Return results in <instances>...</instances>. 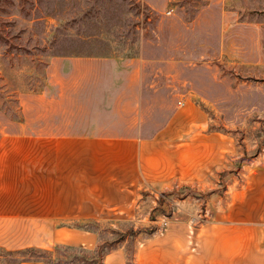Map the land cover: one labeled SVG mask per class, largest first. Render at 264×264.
<instances>
[{"label": "rangeland", "instance_id": "1", "mask_svg": "<svg viewBox=\"0 0 264 264\" xmlns=\"http://www.w3.org/2000/svg\"><path fill=\"white\" fill-rule=\"evenodd\" d=\"M75 56L83 59L73 64ZM56 59L62 72L76 71L62 89L48 80ZM36 92L54 96L56 110L42 127L57 132L150 136L190 99L206 112L208 130L234 138V158L217 171L213 188L142 189L136 219L84 223L105 249L124 248L132 264L183 192L205 200L186 207L202 218L206 199L224 197L232 181L240 186L243 164L264 151V0H0V139L36 117L22 101ZM51 251L34 256L45 264L98 257L100 264L97 252L81 247ZM25 257L0 251L2 260Z\"/></svg>", "mask_w": 264, "mask_h": 264}, {"label": "crops", "instance_id": "2", "mask_svg": "<svg viewBox=\"0 0 264 264\" xmlns=\"http://www.w3.org/2000/svg\"><path fill=\"white\" fill-rule=\"evenodd\" d=\"M61 62L53 60L47 70L50 84L62 89L76 71L62 72ZM37 93L22 97L24 111L31 107L36 117L0 139V248L6 251L57 245L94 251L98 233L69 223L118 214L136 219L139 190L213 188L217 171L234 158V138L208 130L206 112L190 99L150 136L72 134L42 127L56 107L54 96ZM31 122L41 127L29 129ZM255 155L239 171L240 186L232 181L224 197L206 199L202 218L186 207L205 200L183 192L167 225L140 242L134 264H264V151ZM103 264H128L124 248L109 251Z\"/></svg>", "mask_w": 264, "mask_h": 264}, {"label": "trees", "instance_id": "3", "mask_svg": "<svg viewBox=\"0 0 264 264\" xmlns=\"http://www.w3.org/2000/svg\"><path fill=\"white\" fill-rule=\"evenodd\" d=\"M186 188V187H185ZM83 223V224H82ZM84 223L87 222H72L69 223V226H74V227H79V228H86V226L84 225ZM150 233H153V231H151ZM65 247H72V246H67V245H62ZM0 251H3L6 254H17V253H21V254H26V255H31V257H25L19 260H13V261H21V260H31V259H37V260H41L44 261L43 259H41V257L39 256H34V255H39L43 252H49L50 254L52 253V251L49 250H43V249H37V248H26V249H22V250H18V251H6L0 248ZM95 252H97V254L99 255L100 259V264H103V260H104V256L109 252V250L105 249L104 244H99L98 247L94 250ZM93 264H98V257H94L93 259ZM130 263L134 264V260H130Z\"/></svg>", "mask_w": 264, "mask_h": 264}, {"label": "built area", "instance_id": "4", "mask_svg": "<svg viewBox=\"0 0 264 264\" xmlns=\"http://www.w3.org/2000/svg\"><path fill=\"white\" fill-rule=\"evenodd\" d=\"M179 104H181V105H182V104H183V101H179Z\"/></svg>", "mask_w": 264, "mask_h": 264}]
</instances>
